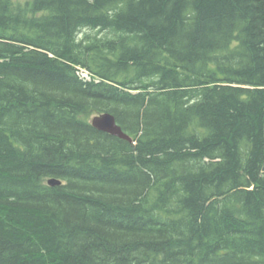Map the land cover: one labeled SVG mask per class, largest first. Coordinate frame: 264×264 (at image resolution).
I'll return each mask as SVG.
<instances>
[{"label":"trees","instance_id":"obj_1","mask_svg":"<svg viewBox=\"0 0 264 264\" xmlns=\"http://www.w3.org/2000/svg\"><path fill=\"white\" fill-rule=\"evenodd\" d=\"M0 264H264V0H0Z\"/></svg>","mask_w":264,"mask_h":264},{"label":"water","instance_id":"obj_2","mask_svg":"<svg viewBox=\"0 0 264 264\" xmlns=\"http://www.w3.org/2000/svg\"><path fill=\"white\" fill-rule=\"evenodd\" d=\"M91 123L95 128L101 131H105L109 134L127 139L129 141L132 140V136L122 128V126L118 123L115 115L111 112L95 114L91 118ZM48 183L50 185H59L62 183V180L53 177L48 179Z\"/></svg>","mask_w":264,"mask_h":264},{"label":"rangeland","instance_id":"obj_3","mask_svg":"<svg viewBox=\"0 0 264 264\" xmlns=\"http://www.w3.org/2000/svg\"><path fill=\"white\" fill-rule=\"evenodd\" d=\"M17 1H21V2H24V1H26V0H17Z\"/></svg>","mask_w":264,"mask_h":264}]
</instances>
